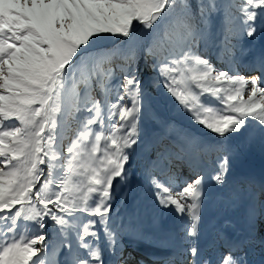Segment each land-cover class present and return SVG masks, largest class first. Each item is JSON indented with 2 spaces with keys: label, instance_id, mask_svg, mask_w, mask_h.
I'll return each instance as SVG.
<instances>
[{
  "label": "snow or ice",
  "instance_id": "1",
  "mask_svg": "<svg viewBox=\"0 0 264 264\" xmlns=\"http://www.w3.org/2000/svg\"><path fill=\"white\" fill-rule=\"evenodd\" d=\"M257 36L264 0H0V264H264V180L229 179V142L264 143Z\"/></svg>",
  "mask_w": 264,
  "mask_h": 264
},
{
  "label": "rangeland",
  "instance_id": "2",
  "mask_svg": "<svg viewBox=\"0 0 264 264\" xmlns=\"http://www.w3.org/2000/svg\"><path fill=\"white\" fill-rule=\"evenodd\" d=\"M243 44L245 48L250 49L251 51L247 56H244L239 63L238 70L241 74L246 73L248 63L253 59V57L264 52V37L257 36V38L252 41L245 39L243 41ZM208 55L211 58L212 62L218 68L224 67V65L217 59L216 54L214 52H209ZM243 65H244V72H241ZM145 83L146 86L149 88V90L152 92V94L153 95L156 94L150 76H145ZM156 98L159 101L156 104V107L165 117L174 118L180 124H184V125L188 124L187 119L176 111L175 104L172 101L165 100L158 95L156 96ZM148 132L150 135L151 134L150 127L148 129ZM206 139L211 142L213 140V137L208 136L206 137ZM229 144L236 152V155L232 161L229 179L232 180L238 177H250V178H254L257 181L264 180V143H262L260 140H256L255 143L248 144L244 139H241V140L230 141ZM141 159H142V154L138 149L137 152L134 153L132 157V165L135 170V174L132 177V188L134 194L143 196L142 192H140V190L137 187L140 181L139 169H140ZM143 201L145 203H149L150 206V201L147 200V197H143ZM132 203L133 200L132 197H130L127 210L129 211L131 210ZM117 204H119L118 197H117ZM120 211L122 213L125 211L124 206L120 207ZM152 211H154L158 216H160L163 224L165 225L163 231L168 230L167 232L165 231V233L171 232L172 231L171 228H174L176 227V224L180 225L181 223L179 218L174 213L155 210V209H153ZM221 214H222L221 210L218 209L214 203L206 202L205 210H204V221L205 224L208 226V229H210L211 224H213L214 221L219 220ZM51 239H52V233L51 231H49V240L51 241Z\"/></svg>",
  "mask_w": 264,
  "mask_h": 264
},
{
  "label": "bare ground",
  "instance_id": "3",
  "mask_svg": "<svg viewBox=\"0 0 264 264\" xmlns=\"http://www.w3.org/2000/svg\"><path fill=\"white\" fill-rule=\"evenodd\" d=\"M242 72H244V68H243V71H242ZM214 222H215V221H214ZM179 227H180V225H177V224H176V227L171 228V229H172L171 232H175V231H177V230L179 229ZM167 229H169V228H167ZM171 229H169V230H171ZM165 231L167 232L168 230H165ZM165 231H163L164 234H166ZM162 238H166V237L162 235ZM127 242H129V244L131 245V246L128 245V251H132V252H134L136 255H137L138 252L135 251V249L138 250V248L141 249L142 251H144L146 255H147V253H148V252L146 251V249H147V250H152V252H153L154 255H160L161 253L164 254V255H170V253H171V249H170V248L148 246V245H146V244H143V243L137 242V241H135V240H129V241H127ZM136 259H137L138 261H141V259H143V256H138ZM144 261H145V260H144Z\"/></svg>",
  "mask_w": 264,
  "mask_h": 264
},
{
  "label": "trees",
  "instance_id": "4",
  "mask_svg": "<svg viewBox=\"0 0 264 264\" xmlns=\"http://www.w3.org/2000/svg\"><path fill=\"white\" fill-rule=\"evenodd\" d=\"M154 90H155V89H154ZM155 93H156V90H155ZM155 95L157 96V93H156V94H154L153 96H155ZM156 96H155V97H156Z\"/></svg>",
  "mask_w": 264,
  "mask_h": 264
}]
</instances>
